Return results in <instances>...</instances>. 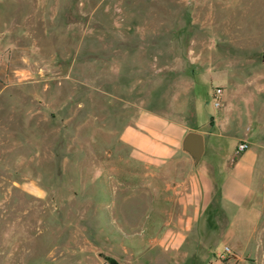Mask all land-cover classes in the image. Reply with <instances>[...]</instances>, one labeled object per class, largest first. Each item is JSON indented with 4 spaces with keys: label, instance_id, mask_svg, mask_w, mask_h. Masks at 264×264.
Here are the masks:
<instances>
[{
    "label": "rangeland",
    "instance_id": "374dc122",
    "mask_svg": "<svg viewBox=\"0 0 264 264\" xmlns=\"http://www.w3.org/2000/svg\"><path fill=\"white\" fill-rule=\"evenodd\" d=\"M140 110L255 147L241 253L218 264H264V0H0V264L107 262V214L144 190L117 140Z\"/></svg>",
    "mask_w": 264,
    "mask_h": 264
},
{
    "label": "crops",
    "instance_id": "0c3cea01",
    "mask_svg": "<svg viewBox=\"0 0 264 264\" xmlns=\"http://www.w3.org/2000/svg\"><path fill=\"white\" fill-rule=\"evenodd\" d=\"M203 127L198 130L165 115L140 110L120 129L118 142L127 149L130 160L146 171L141 185L144 190L139 195H123V199L138 197L131 219L122 216L119 209L107 214L106 225L113 224V231L122 239H104L108 241L103 242L105 261L187 264L199 259L218 264L217 255L213 261L210 257L213 241L220 238L232 253L223 263L238 259L241 252L236 233L247 221L241 208L252 200L257 150L248 146L236 155L235 146L245 142L241 139L230 154L217 121L209 116ZM190 131L203 136L204 151L197 162L181 150L182 137ZM217 217L220 223L215 227L212 219L218 223Z\"/></svg>",
    "mask_w": 264,
    "mask_h": 264
},
{
    "label": "water",
    "instance_id": "95a60500",
    "mask_svg": "<svg viewBox=\"0 0 264 264\" xmlns=\"http://www.w3.org/2000/svg\"><path fill=\"white\" fill-rule=\"evenodd\" d=\"M181 150L194 162H197L203 154V136L197 132H187L181 140ZM108 264H117L113 259H108Z\"/></svg>",
    "mask_w": 264,
    "mask_h": 264
},
{
    "label": "built area",
    "instance_id": "2783aa9c",
    "mask_svg": "<svg viewBox=\"0 0 264 264\" xmlns=\"http://www.w3.org/2000/svg\"><path fill=\"white\" fill-rule=\"evenodd\" d=\"M213 107L218 108L220 106V101H219V97L221 95V89L220 88H214L213 90ZM248 145L245 142H240L235 146V154H239L243 151H245L247 149ZM232 253L229 250L228 247H223V250L220 254L217 255V259L218 260H223L225 261L229 256H231ZM104 264H108L107 262H105Z\"/></svg>",
    "mask_w": 264,
    "mask_h": 264
}]
</instances>
